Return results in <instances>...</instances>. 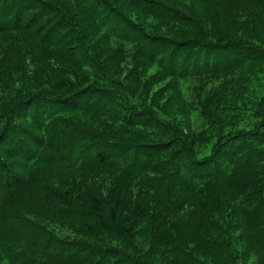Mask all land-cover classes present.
<instances>
[{
  "label": "trees",
  "instance_id": "16d2710c",
  "mask_svg": "<svg viewBox=\"0 0 264 264\" xmlns=\"http://www.w3.org/2000/svg\"><path fill=\"white\" fill-rule=\"evenodd\" d=\"M191 1L0 0V264H208L206 214L264 210V0Z\"/></svg>",
  "mask_w": 264,
  "mask_h": 264
},
{
  "label": "rangeland",
  "instance_id": "374dc122",
  "mask_svg": "<svg viewBox=\"0 0 264 264\" xmlns=\"http://www.w3.org/2000/svg\"><path fill=\"white\" fill-rule=\"evenodd\" d=\"M191 4L195 6V9L197 10L198 14L199 12L204 10V5L201 2H198V1L195 2V0H192ZM143 20L146 26L154 29L150 21L145 20V19ZM111 24H113L116 28L124 29L123 32H127L129 29H133L132 27L127 26L124 22L120 21L117 17L113 18V20L111 21ZM176 104L178 103L177 102L174 103L175 109H173L172 107L165 105L164 100H162L160 107L164 111L167 110V107L171 108L169 109V111L173 115V118L177 120L179 128H181L186 135H189L190 134L189 117L188 115H186L187 113L186 114L184 113L181 106L178 104L179 105L178 107ZM236 116L237 114L235 113L224 121V123L225 122L228 123L227 126L226 125L223 126V124L215 123L219 127L217 129L209 131L205 140L198 142L192 139V143L196 145V149L197 150L199 149L198 151L200 153H205L208 155L213 145L217 142L218 138L221 135H225L228 131H231L233 129V126L231 125L233 124L232 122L236 121V123H238V117ZM6 119H7V114H5L3 116V119L0 120V124L1 122H4ZM63 165L64 164H60L58 166H63ZM246 203H247V200H243L241 203L236 202V204L239 205V207L245 206ZM253 209H254L253 210L254 212H252L250 215L244 214L245 208H239V210L236 209L237 211L236 214L232 216L229 222L228 221L226 222V220L221 218L219 215L210 214V213L206 214V216L204 217L202 221V225L210 226V229H215L211 233L212 239H214L215 237L216 238L215 242L219 243V245L221 246L223 250L216 249L214 246L213 240L211 241L210 244L202 241V243L199 245L200 246L199 248L200 251L198 253L199 258L208 264L209 263L221 264L216 258H218V255L219 256L223 255L226 252V248H227V250L232 253L230 257L233 261L232 264H251L250 263V253H251L250 246L246 243V241H243L240 239L244 238V235H243L244 229L249 230L248 231L249 238L251 237V234H253L254 232V224L258 222V218L260 217L261 213L264 212V210L260 207L254 206ZM229 232H232L233 237H238L240 239H237L236 241H234V244H233L232 240L230 239ZM0 257H1V251H0ZM164 263L163 261H160V262H156L155 264H164Z\"/></svg>",
  "mask_w": 264,
  "mask_h": 264
}]
</instances>
